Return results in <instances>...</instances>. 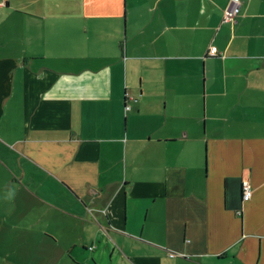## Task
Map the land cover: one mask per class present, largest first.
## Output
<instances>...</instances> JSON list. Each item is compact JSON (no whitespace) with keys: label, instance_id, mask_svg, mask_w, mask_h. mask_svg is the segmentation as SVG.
I'll list each match as a JSON object with an SVG mask.
<instances>
[{"label":"crops","instance_id":"obj_1","mask_svg":"<svg viewBox=\"0 0 264 264\" xmlns=\"http://www.w3.org/2000/svg\"><path fill=\"white\" fill-rule=\"evenodd\" d=\"M3 1L0 264H264V0Z\"/></svg>","mask_w":264,"mask_h":264},{"label":"built area","instance_id":"obj_2","mask_svg":"<svg viewBox=\"0 0 264 264\" xmlns=\"http://www.w3.org/2000/svg\"><path fill=\"white\" fill-rule=\"evenodd\" d=\"M4 4H5L4 1L0 0V9H1V7L4 6ZM234 15H235L234 10H228L225 14L224 22L228 25L233 26L235 23ZM209 54L211 56H216L217 55L216 47H212L209 51ZM129 109H130V107L127 106V110H129ZM252 195H253V188H252L251 184L248 181H244L242 183V199H243V201L244 202L250 201L252 198ZM172 256H174V255H172Z\"/></svg>","mask_w":264,"mask_h":264}]
</instances>
